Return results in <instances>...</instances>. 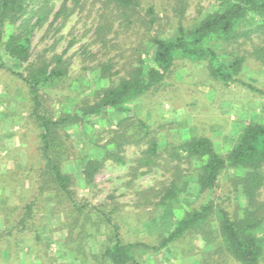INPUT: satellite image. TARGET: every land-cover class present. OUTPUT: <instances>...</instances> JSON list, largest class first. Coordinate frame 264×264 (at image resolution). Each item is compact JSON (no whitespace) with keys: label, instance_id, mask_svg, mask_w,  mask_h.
I'll return each instance as SVG.
<instances>
[{"label":"trees","instance_id":"trees-1","mask_svg":"<svg viewBox=\"0 0 264 264\" xmlns=\"http://www.w3.org/2000/svg\"><path fill=\"white\" fill-rule=\"evenodd\" d=\"M98 2L97 36L116 22L129 25L140 21L144 28H140L142 40L126 74L115 77L111 61L98 63L99 85L92 92L93 98L80 97L81 84H89L79 80L76 87L80 93L68 105L62 97H71L63 92L67 85L71 86L70 60L64 53L50 52L53 46L34 53L33 36L51 16L53 20L46 32L56 21L59 30L76 12H91L89 5ZM55 4V0H0V69L19 77L26 85L30 116L39 129L43 163L37 193L25 204L15 228L22 231L32 226L38 199L47 202L61 197L69 204L67 217L77 232H85L87 225L96 230L103 224L109 228L95 264H148L140 261L138 253L159 252L180 239H195L198 235L205 244L222 249L240 264H264V201L259 199L264 187V90L248 84L260 93L263 114L242 126L226 152L203 134L161 146L150 123L129 115V104L164 85L179 58L205 61L209 76L226 86L236 82L246 57L234 50L226 51L225 46L264 33V0H215L191 23L185 22L188 0H173L175 25L167 32L159 25L154 5L148 6L147 17L141 15L139 0H63L54 11ZM5 56L21 70L9 65ZM103 79H108L109 84L102 85ZM109 118L114 124L100 122V129H96L97 122ZM104 137L106 140L101 142ZM131 145L146 146L133 159L132 178L149 172L164 152L171 160H178L169 183L160 191L161 205L178 202L184 174L195 176V185L202 194V201L186 209L155 243L124 241L120 225L113 221L117 207L94 206L85 211L88 204L78 198L74 187L78 181L84 187L93 186L96 173L108 160L125 163L124 152ZM183 162L189 165L185 169ZM71 164L73 169L68 167ZM223 180L230 181L239 199L234 210L212 199ZM46 192L51 194L45 197ZM13 230L6 225L0 238L9 247L14 243L19 249L24 246V239L11 241ZM34 231L40 238L39 228L34 226Z\"/></svg>","mask_w":264,"mask_h":264},{"label":"rangeland","instance_id":"rangeland-1","mask_svg":"<svg viewBox=\"0 0 264 264\" xmlns=\"http://www.w3.org/2000/svg\"><path fill=\"white\" fill-rule=\"evenodd\" d=\"M55 1L54 11L63 0ZM139 1L142 16L147 17L148 6L154 5L160 17V27L166 32L173 29V0ZM214 2L188 0L185 22H193ZM100 4L89 5L91 12H76L59 30H56L59 22H54L46 32L53 20L51 16L42 28L35 30L33 36L34 53L51 50L53 46L50 52L64 53L70 60L68 82L71 86L67 85L63 92L71 97L67 100L62 97L68 105L80 93L76 87L79 80L89 84L88 87L81 84L80 97L93 98L92 92L99 85L98 63L111 61L115 77L126 74L135 48L142 40L140 28H143V23L140 21L129 25L128 22H116L104 29L102 36H97ZM225 49L246 57L236 82L226 86L209 76L205 61L179 58L164 85L129 104L130 117L150 123L161 146L203 134L211 137L220 151H228L242 126L263 114L261 95L248 84L264 90V33L249 39L242 38L225 46ZM5 58L9 65L21 70L7 56ZM100 82L109 84L108 79ZM30 110L31 101L24 81L0 69V231L9 225L14 229L9 237L11 241L24 239V246L18 249L14 243L9 247L7 241L0 238V264H95L96 256L106 244L109 228L103 224L100 230H96L87 225L85 232H77L67 217L69 204L61 197L47 202L46 199H38L32 226L22 231L14 226L25 204L37 193L43 165L39 129L30 116ZM100 122L114 124L110 118L101 120L96 124L98 130ZM145 147L127 146L125 163L108 160L96 173L93 186L84 187L78 181L74 187L78 198L88 204L85 211L94 206L102 209L117 207L113 221L120 225L124 241L155 243L186 209L202 201V194L195 185V176L184 174L181 177L183 191L178 202L161 205L160 191L169 183L178 160H171L164 152L149 172L132 178L130 168L135 164L133 159L140 156ZM181 165L184 169L189 166L187 162ZM68 167L73 169L72 164ZM49 193L46 192L45 197ZM212 199L231 210L239 200L229 180L221 181ZM240 199L244 201L242 196ZM259 199L264 201V187ZM34 226L39 228L40 238H36ZM138 257L148 264H240L222 249L213 248L211 243L205 244L200 235L195 239H180L159 252L138 253Z\"/></svg>","mask_w":264,"mask_h":264}]
</instances>
